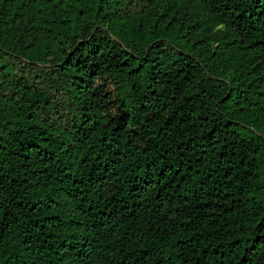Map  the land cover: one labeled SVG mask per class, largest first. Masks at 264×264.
I'll return each mask as SVG.
<instances>
[{"label": "trees", "instance_id": "1", "mask_svg": "<svg viewBox=\"0 0 264 264\" xmlns=\"http://www.w3.org/2000/svg\"><path fill=\"white\" fill-rule=\"evenodd\" d=\"M0 264H264V0H0Z\"/></svg>", "mask_w": 264, "mask_h": 264}, {"label": "rangeland", "instance_id": "2", "mask_svg": "<svg viewBox=\"0 0 264 264\" xmlns=\"http://www.w3.org/2000/svg\"><path fill=\"white\" fill-rule=\"evenodd\" d=\"M221 27H217L215 30L214 29H210V31L208 32V36L209 38L208 41L210 40L211 44H216L218 42L219 39L221 38H225L226 35L224 34L223 30L220 29ZM28 74L30 79H32L35 83L43 86L45 85V81H44V76L42 77L43 74V68L41 67H36V68H28ZM55 107V106H54ZM49 111V114L51 115L52 113V117H53V123L55 122H59L60 118L59 115L57 114L58 110L56 108H51ZM45 116L47 117V115L45 114Z\"/></svg>", "mask_w": 264, "mask_h": 264}]
</instances>
